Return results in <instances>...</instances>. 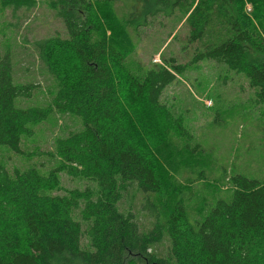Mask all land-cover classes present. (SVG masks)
Masks as SVG:
<instances>
[{"label":"trees","instance_id":"1","mask_svg":"<svg viewBox=\"0 0 264 264\" xmlns=\"http://www.w3.org/2000/svg\"><path fill=\"white\" fill-rule=\"evenodd\" d=\"M104 1L114 25L109 34L89 0L47 1L66 34L34 43L55 82L47 104L19 107L18 99L29 98L32 88L14 84L8 55L0 57V149L19 155L31 125L53 115L77 118L81 125L54 140L48 155L57 164L47 173L29 167L9 175L0 161V264H264V180L228 166L230 151L216 158L204 143L210 153L203 156L179 118L160 104L182 65L154 64L139 74L125 63L134 48L129 30L146 18L178 16L186 43L195 45L191 63L212 60L237 72L253 91L249 105L264 107V0H132L131 11L119 18L115 0ZM57 49L75 59L74 72L53 63ZM140 105L160 118L163 150L170 136L184 143L190 161L217 163L223 175L229 168L226 197L201 200L195 217L184 199L167 201V160L129 132L128 113ZM59 173L89 185L53 194ZM124 193L138 194L139 209H119ZM139 212L152 220L145 230L136 223Z\"/></svg>","mask_w":264,"mask_h":264},{"label":"rangeland","instance_id":"2","mask_svg":"<svg viewBox=\"0 0 264 264\" xmlns=\"http://www.w3.org/2000/svg\"><path fill=\"white\" fill-rule=\"evenodd\" d=\"M47 1H0V57L8 55L14 84L32 88L29 98L18 99L17 105L21 108L47 104V90L55 85L34 49L35 42L66 38L60 15L48 8ZM89 2L109 34L114 25L105 1ZM113 2L116 17L131 11L132 0ZM246 10L248 12L250 6L247 5ZM255 27L257 35L261 36L259 24ZM129 35L134 48L125 63L136 73L141 74L154 64L168 68L172 61L183 66V71L162 91L159 101L172 118H179L182 129L190 136V145L194 142L199 144L198 149L203 156L210 153L205 144L210 145L216 158L223 157L224 151H230L231 154H226L224 158L228 166L231 164L237 172L264 180V166L258 165L256 160L260 158L264 161V107L249 105L253 91L245 79L212 60L191 63L195 45L186 43L187 28L178 16L146 18L145 25L136 26L135 31L129 30ZM52 60L68 72H74L77 67L72 55L59 49L55 50ZM127 117L133 137L154 152L156 147L168 162V165L164 164L166 171H163L167 176L163 183L168 202L179 197L184 199L187 211L195 217L201 208V200L207 201L211 196L226 197L229 168L226 167L228 171L225 169L226 174L223 175L218 172L217 163L208 166L207 161H201L197 164L198 157H192L190 161L184 143L170 136L167 137V149L163 150L164 126L158 115L142 105L129 112ZM31 127V135L20 139L19 155L0 149V161L9 175L29 167L49 172L57 164V160L48 155L53 153L54 140L81 129L79 120L68 115H53L50 120ZM194 151L191 153L196 155ZM194 168L198 174L193 172ZM58 176L59 190L53 191V194L62 195L65 191L82 190L89 185L64 173ZM135 197L124 193L119 209L132 212L139 209L138 194ZM133 205H136L135 210ZM135 217L143 230L150 227L152 220L143 212Z\"/></svg>","mask_w":264,"mask_h":264}]
</instances>
